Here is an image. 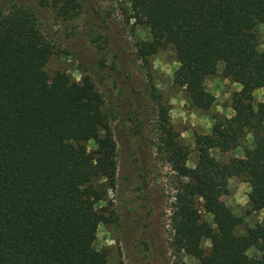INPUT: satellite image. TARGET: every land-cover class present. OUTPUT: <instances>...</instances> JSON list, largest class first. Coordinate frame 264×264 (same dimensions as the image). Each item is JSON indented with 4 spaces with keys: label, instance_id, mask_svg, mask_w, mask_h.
<instances>
[{
    "label": "trees",
    "instance_id": "16d2710c",
    "mask_svg": "<svg viewBox=\"0 0 264 264\" xmlns=\"http://www.w3.org/2000/svg\"><path fill=\"white\" fill-rule=\"evenodd\" d=\"M130 8L152 38L139 56L173 46L174 83L185 88L195 108L208 110L214 103L204 80L219 66L241 87L232 97L234 115L214 119L210 135L195 137V168L186 166L187 152L162 113L168 162L187 180L171 216L176 244L200 264H264V224L247 237L236 234L243 220L220 201L228 180L244 177L251 210H264V51L256 41L264 0H130ZM40 43L31 13H0V264H106L93 247L104 220L96 204L106 193L93 181L112 182L116 170L102 97L90 77L80 83L62 74L49 78L44 60L31 53ZM256 90L263 94L255 106ZM247 136L252 144L242 159L222 164L208 154L234 150ZM71 140L80 145L68 147ZM91 141L96 148L87 151L83 144ZM198 197L216 226L208 253L200 243L212 234L194 207ZM249 241L259 259L246 255Z\"/></svg>",
    "mask_w": 264,
    "mask_h": 264
},
{
    "label": "rangeland",
    "instance_id": "374dc122",
    "mask_svg": "<svg viewBox=\"0 0 264 264\" xmlns=\"http://www.w3.org/2000/svg\"><path fill=\"white\" fill-rule=\"evenodd\" d=\"M16 9L28 11L35 19L41 43L31 53L44 60L42 70L49 78L64 75L80 83L90 77L101 95V111L115 142V176L112 182L99 177L93 185L106 190L96 209L103 214L94 250L104 254L106 264H200L177 244L171 216L176 196L187 182L168 162L161 116L176 142L187 152L186 166L195 168L199 151L197 135H210L214 119L230 118L232 97L241 87L222 74V66L204 80L213 95L208 110L195 108L185 88L174 83L178 68L173 46H165L141 58L138 50L152 41L149 28L134 18L130 0H0V13ZM258 49L264 51V24L256 28ZM262 90L253 92V104L262 100ZM105 131L101 129L99 136ZM252 144L247 136L240 146L228 152L210 149L215 161L225 164L242 159L243 149ZM80 143L68 141L76 148ZM83 146L93 151L94 142ZM250 187L244 177L227 182L220 201L243 220L236 234L264 224V210L252 211L248 203ZM200 222L206 223L212 237L201 240L209 252L216 234L212 216L204 209V199L195 198ZM246 255L259 259L260 253L249 241Z\"/></svg>",
    "mask_w": 264,
    "mask_h": 264
}]
</instances>
